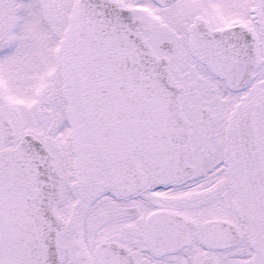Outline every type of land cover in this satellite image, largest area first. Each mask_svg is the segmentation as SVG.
<instances>
[{"label": "snow or ice", "instance_id": "obj_1", "mask_svg": "<svg viewBox=\"0 0 264 264\" xmlns=\"http://www.w3.org/2000/svg\"><path fill=\"white\" fill-rule=\"evenodd\" d=\"M0 264H264V0H0Z\"/></svg>", "mask_w": 264, "mask_h": 264}]
</instances>
